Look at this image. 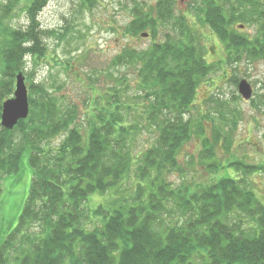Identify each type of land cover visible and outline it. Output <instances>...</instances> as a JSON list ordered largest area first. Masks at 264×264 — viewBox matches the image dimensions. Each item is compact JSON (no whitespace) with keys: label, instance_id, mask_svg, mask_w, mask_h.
<instances>
[{"label":"trees","instance_id":"trees-1","mask_svg":"<svg viewBox=\"0 0 264 264\" xmlns=\"http://www.w3.org/2000/svg\"><path fill=\"white\" fill-rule=\"evenodd\" d=\"M47 2L0 0V193L1 181L20 173L27 154L33 175L18 223L0 238V264H264V201L245 178L208 184L183 179L180 185L171 179L183 172L180 155L195 134L190 114L198 86L216 69L185 21L173 19L175 0L157 3L154 16L143 3L132 7L126 35L156 38L160 22L174 24L164 40L144 49L125 47L113 59L117 66L137 67L134 95L93 89L91 99L99 105L97 96L103 98V107L85 111V122L76 103L62 105L52 89L37 83L29 90V117L13 130L2 127V105L14 95L16 74L24 72L26 59L37 64L49 54L48 30L39 18ZM199 7L230 58L264 60V0H201ZM21 8L29 16L26 27L13 25ZM252 25L257 32L244 34ZM131 110L146 121L143 126L129 120ZM142 127L156 139L138 151ZM201 129L202 164L210 161L206 171L218 172L223 164L215 148L230 151L233 143L215 125L213 140ZM230 164L264 176V164ZM132 180L128 194L123 184ZM95 193L107 195V205L88 209ZM175 206L178 219L165 220ZM238 214L248 221L233 218Z\"/></svg>","mask_w":264,"mask_h":264},{"label":"rangeland","instance_id":"rangeland-1","mask_svg":"<svg viewBox=\"0 0 264 264\" xmlns=\"http://www.w3.org/2000/svg\"><path fill=\"white\" fill-rule=\"evenodd\" d=\"M161 0H48L40 13V21L48 30L45 43L49 48L46 60H39L33 64L26 59L23 73L29 90L37 83L47 85L54 91L62 105L76 103L80 108V120L86 122L85 111L103 107L98 101L103 98L97 96V104L91 99L93 89H101L103 94H110L111 89H127L134 95L138 87L137 67L134 65L117 66L113 59L125 47L144 49L154 41L164 40L165 34L173 33V23L160 22L159 33L153 36L134 37L126 35L124 27L133 19L135 3H143L144 10L154 16L156 6ZM173 19L190 28L197 40V46L206 50V58L216 69L201 79L194 108L190 114L195 123V134L180 155L183 172L175 173L171 179L176 185L182 180L186 182H200L208 184L225 176L245 178L258 197L264 201V176L258 174H244L231 162L240 161L246 165L264 164V60H250L241 56L230 55L224 42L213 32L204 21L199 4L201 0H175ZM158 3V4H157ZM236 4L235 1L228 5ZM154 8V12L152 11ZM29 16L25 9H20L13 20V25L26 27ZM241 24V23H239ZM238 26V23L235 25ZM244 34H255L257 27L244 28ZM147 32L150 33V30ZM240 35H241V31ZM179 36H181L179 34ZM203 46V47H202ZM234 59V60H233ZM238 59V60H237ZM126 77L125 85L121 80ZM247 80L252 89L253 97L246 101L239 94V84ZM43 86V85H41ZM127 86V87H126ZM107 100V99H106ZM223 101V104L220 102ZM106 101H104L105 103ZM108 104V101L105 105ZM134 109V108H133ZM129 116L142 126L145 120L138 115ZM141 115V110L136 109ZM208 115V116H207ZM135 116V117H134ZM210 116V117H209ZM225 120H221V117ZM214 119V121H212ZM235 119L237 125L232 126L229 120ZM214 125L220 130L222 139L232 141L230 151L222 146L215 148L218 162L223 164L218 172H207V163L202 164V138L198 131L204 129L212 139ZM84 126H87L85 123ZM202 126V127H201ZM137 136L134 149L145 151L150 148L156 135L146 128H141ZM60 137L54 139L52 145H58ZM32 169L28 163V154L22 162L20 173L4 178L1 181L0 193V238L9 233L19 221L20 214L30 192ZM135 182L126 181L123 186L128 194L134 192ZM110 199V198H109ZM107 195L101 197L98 193L90 196L86 203L88 209L99 204H106ZM174 208V207H173ZM179 209L175 206L171 214L165 217L167 221L178 219ZM235 219H246L241 214L234 215ZM89 226H93V222Z\"/></svg>","mask_w":264,"mask_h":264},{"label":"water","instance_id":"water-1","mask_svg":"<svg viewBox=\"0 0 264 264\" xmlns=\"http://www.w3.org/2000/svg\"><path fill=\"white\" fill-rule=\"evenodd\" d=\"M239 94L246 101H249L253 97V89L250 83L245 79L239 84ZM29 115V88L26 76L21 71L15 76V91L13 97L3 102L1 125L7 130H13L19 121L27 119Z\"/></svg>","mask_w":264,"mask_h":264}]
</instances>
